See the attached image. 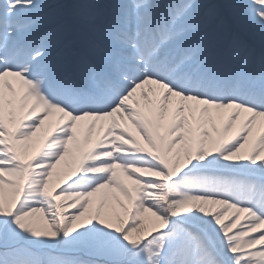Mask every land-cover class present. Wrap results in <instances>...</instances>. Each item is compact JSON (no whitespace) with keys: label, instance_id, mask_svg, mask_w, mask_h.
<instances>
[{"label":"snow or ice","instance_id":"6c2138e0","mask_svg":"<svg viewBox=\"0 0 264 264\" xmlns=\"http://www.w3.org/2000/svg\"><path fill=\"white\" fill-rule=\"evenodd\" d=\"M0 264H264V0H0Z\"/></svg>","mask_w":264,"mask_h":264}]
</instances>
